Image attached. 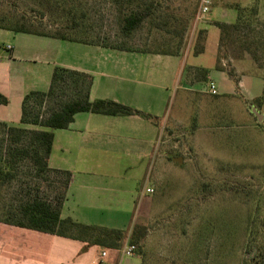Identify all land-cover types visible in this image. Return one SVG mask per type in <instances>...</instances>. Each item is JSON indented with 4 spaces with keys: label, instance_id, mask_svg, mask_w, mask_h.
<instances>
[{
    "label": "rangeland",
    "instance_id": "374dc122",
    "mask_svg": "<svg viewBox=\"0 0 264 264\" xmlns=\"http://www.w3.org/2000/svg\"><path fill=\"white\" fill-rule=\"evenodd\" d=\"M128 1L0 0V27L14 26V20L24 14L33 18L35 29L51 31L73 16L95 39L108 44L168 53L193 47L198 38L192 28L197 0H159L160 29L144 23L126 36L120 32L118 10L120 4H136ZM249 16L236 33V44L247 46L246 54L263 63L264 19ZM239 64L245 78H258L259 69L250 59ZM227 76L233 96L208 93L209 80L206 92H192L189 102L184 101L185 91L172 86L141 88L143 107H161L156 119L164 126L163 134L143 169L125 170L128 189L130 181L136 183L126 216L89 218L105 223L104 227L117 223L129 232L131 225H144L145 237L132 255L141 264H264V121L256 124L253 106L257 103L244 100L237 82ZM213 84L216 89L214 80ZM75 85L64 83L52 104L70 98ZM261 85L256 82L244 91L261 92ZM48 107L35 106V110ZM258 109L254 110L259 113ZM7 158L8 136L0 124V163ZM14 171L15 177L1 186L0 217L14 210L22 195L52 202L60 195V175L40 171L27 161L16 163Z\"/></svg>",
    "mask_w": 264,
    "mask_h": 264
},
{
    "label": "crops",
    "instance_id": "0c3cea01",
    "mask_svg": "<svg viewBox=\"0 0 264 264\" xmlns=\"http://www.w3.org/2000/svg\"><path fill=\"white\" fill-rule=\"evenodd\" d=\"M253 6L257 16L264 19V0L243 3L240 0H212L210 12L196 19L192 26L195 34L199 30L205 33L203 51L196 55L192 48L171 55L114 49L0 29V92L9 99L7 105H0V121L19 125L22 97L30 90H46L55 66L89 73L92 76L91 100L111 99L144 110L157 119L161 107H143L140 103L143 85L181 89L186 93L184 101L189 102L192 92H206L207 80L209 83L214 80L217 91L212 95L233 96L235 93L227 73L215 67L219 38L215 23H234L237 8ZM245 59H250L258 67V78H245L239 64ZM230 63L240 89L238 94L246 101L260 99L256 107H259L261 121H264V63L259 65L247 54L230 60ZM188 67L205 68L207 79H196L187 72ZM256 82H262L261 92L251 94L244 91ZM207 92L210 93L208 89ZM157 119L155 124L138 115L77 112L68 127L53 130L48 166L70 172L61 217L105 226V223L89 218L110 214L126 216L131 207V190L136 183L130 181L128 189V180L123 178L125 170L132 166L144 168L142 165L147 163L144 160L157 146L164 131ZM148 175L147 172L145 179ZM109 227L120 229L117 223ZM127 244L125 242L121 249H102L87 246L77 239L0 221V264H141L138 257L133 259L132 255H122ZM103 251L105 256H102Z\"/></svg>",
    "mask_w": 264,
    "mask_h": 264
},
{
    "label": "trees",
    "instance_id": "16d2710c",
    "mask_svg": "<svg viewBox=\"0 0 264 264\" xmlns=\"http://www.w3.org/2000/svg\"><path fill=\"white\" fill-rule=\"evenodd\" d=\"M130 1L136 2V4L132 6L127 4L119 5V26L123 35H129L144 23H149V28L160 29L161 24L157 21L160 15L158 12L159 0H150L149 2L129 0L128 2ZM198 5L199 0H197L193 18H196ZM237 10L238 16L234 23H215V26L219 29L215 67L218 70L225 71L232 79H235V74L233 73L230 60L240 59L247 53V46H238L236 44V33L241 28L245 18L250 17L249 15L257 16V10L254 6L246 9L237 8ZM44 14L45 12H40L41 16H44ZM14 21V26L0 27V29L10 30L15 33L20 32L60 40L96 44L114 49L156 51L171 55H179L183 52L176 50L174 53H168L119 44H108L95 39L91 34L92 32L87 31L89 29L73 19V16L71 20H68V24L60 28L54 27L51 31L35 29L36 24L33 18H27L24 14H20ZM196 35L198 38L192 47L194 55L203 51L204 30H199ZM263 63L258 64L263 65ZM187 72L196 79L202 81L207 79V70L205 68L188 67ZM67 81L76 83L71 90L70 98L52 104L56 90H59ZM91 83L92 76L89 73L63 66H55L46 90H30L22 97L20 124L12 125L0 121V124L5 127V134L8 136V152H10V158L2 159L0 163V191L1 186L5 182L15 177V164L20 161L32 163L40 171L46 169L50 173L60 175L62 184L60 195L55 202L49 199L29 196V194L22 195V198L16 202L15 209L5 211V215L0 217V221L40 232L77 239L85 242L87 246L95 245L102 249H121L123 242L126 241L128 244H134L137 249V245H140L147 231L142 224L131 225L130 232L127 234L126 231L119 228L84 224L70 217H61L60 210L69 183L70 172L48 166L54 129L68 127L77 112H91L111 116L138 115L151 120L155 124L157 123L156 117L151 116L149 113L120 102L111 99L91 100L89 97ZM259 101L260 99H254L253 102L258 105ZM8 103V97L0 92V105H7ZM49 103L53 106H50ZM44 104L49 107L43 112L35 110V106L43 107ZM25 124L38 125L43 129L26 128ZM256 124L260 123L256 122Z\"/></svg>",
    "mask_w": 264,
    "mask_h": 264
},
{
    "label": "built area",
    "instance_id": "2783aa9c",
    "mask_svg": "<svg viewBox=\"0 0 264 264\" xmlns=\"http://www.w3.org/2000/svg\"><path fill=\"white\" fill-rule=\"evenodd\" d=\"M211 4H212V0H199L198 10L195 19L198 20L205 17L210 12ZM7 48H9V46H7ZM208 91L211 94L216 93L215 86L212 82H210L208 85ZM146 191L149 192L151 191V189L147 188ZM135 250H136V246L134 244H127L126 246H124L122 250V255L131 256L134 254ZM102 256H105V251L102 252Z\"/></svg>",
    "mask_w": 264,
    "mask_h": 264
},
{
    "label": "water",
    "instance_id": "95a60500",
    "mask_svg": "<svg viewBox=\"0 0 264 264\" xmlns=\"http://www.w3.org/2000/svg\"><path fill=\"white\" fill-rule=\"evenodd\" d=\"M253 112H254V114H255L256 117H257V121L260 122L261 119H262L261 114H260V113H257L254 109H253Z\"/></svg>",
    "mask_w": 264,
    "mask_h": 264
}]
</instances>
